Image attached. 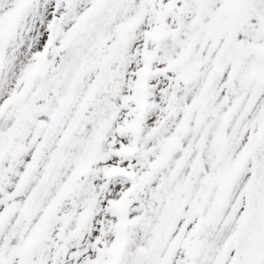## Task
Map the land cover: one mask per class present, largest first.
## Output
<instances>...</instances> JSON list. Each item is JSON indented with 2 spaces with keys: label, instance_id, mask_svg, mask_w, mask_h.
<instances>
[{
  "label": "snow or ice",
  "instance_id": "snow-or-ice-1",
  "mask_svg": "<svg viewBox=\"0 0 264 264\" xmlns=\"http://www.w3.org/2000/svg\"><path fill=\"white\" fill-rule=\"evenodd\" d=\"M0 264H264V0H0Z\"/></svg>",
  "mask_w": 264,
  "mask_h": 264
}]
</instances>
